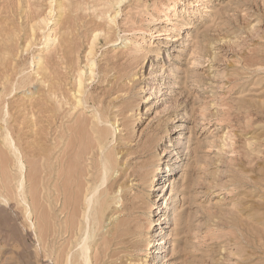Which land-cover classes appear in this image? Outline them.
<instances>
[{
  "label": "rangeland",
  "instance_id": "1",
  "mask_svg": "<svg viewBox=\"0 0 264 264\" xmlns=\"http://www.w3.org/2000/svg\"><path fill=\"white\" fill-rule=\"evenodd\" d=\"M92 215L87 264H264V0H0V264Z\"/></svg>",
  "mask_w": 264,
  "mask_h": 264
},
{
  "label": "bare ground",
  "instance_id": "2",
  "mask_svg": "<svg viewBox=\"0 0 264 264\" xmlns=\"http://www.w3.org/2000/svg\"><path fill=\"white\" fill-rule=\"evenodd\" d=\"M206 10H208V9H206ZM147 78L148 79L152 78V74L148 73L147 74ZM81 84H82V79H81V76L79 75V77L77 79V84H76L77 85V92L80 91ZM156 96H157L156 87H154L153 84L151 83L150 86H149V93H147L144 96V99H143V103H145V106L141 110H143V109H145V110L143 111V113H142L141 116H143L144 114H148L151 111V105H150V103L155 100ZM170 152L172 154L173 150H171ZM173 155L171 156L170 160H172ZM112 160H110L109 158H104L102 160V162H101V165H102V169L101 170H102V172H100V173H102L103 175H102L101 182L104 180L106 174L110 170V168H111V161ZM165 162H167V161H165ZM164 165H165V167H164ZM164 165L162 163L158 164L156 166V171L153 174H151V176L148 179V181H149V183H150L153 191L156 190V189H159V191L160 190H162V191L164 190L163 189L164 185H161L162 184V182H161L162 173L160 175V172H162L166 168L167 163H165ZM95 188H97V187H95ZM156 195L158 196V194H156ZM164 195L165 194L163 193L162 194V197H161L162 199H164V197H165ZM89 197H90V195H89ZM90 201H91V199H90ZM88 205H90L89 204V201H88ZM158 208H160V205L158 206ZM171 208H174V203L172 204ZM84 215H85V213H84ZM86 219H87V217H86ZM90 219H91V222L89 221L90 222V227L88 229H83V233H82L83 235L81 236V239L79 240V242L77 241L79 243L78 244L79 245V249L77 250V256H76V263L75 264H87L86 257H85L86 256L85 253H86V251L88 249V243H87V241L93 235V231H94V227H95V222H96V219H95V217L93 215H92V218H90ZM163 233H164L163 232V229L160 227L158 229V233L156 234V237L153 239L154 241H153V243L151 245V246H154V250H153V253H152V256H151V263L153 261L152 264H160L161 261H162V259H161V252H162V247L165 246V245L161 246V244L163 242V236L161 234H163ZM159 236H160V238H158Z\"/></svg>",
  "mask_w": 264,
  "mask_h": 264
}]
</instances>
